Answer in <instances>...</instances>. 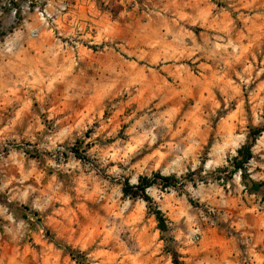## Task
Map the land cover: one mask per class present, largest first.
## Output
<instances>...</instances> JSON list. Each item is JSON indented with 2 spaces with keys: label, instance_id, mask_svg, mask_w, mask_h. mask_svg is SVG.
<instances>
[{
  "label": "rangeland",
  "instance_id": "1",
  "mask_svg": "<svg viewBox=\"0 0 264 264\" xmlns=\"http://www.w3.org/2000/svg\"><path fill=\"white\" fill-rule=\"evenodd\" d=\"M174 253L264 264V0H0V264Z\"/></svg>",
  "mask_w": 264,
  "mask_h": 264
},
{
  "label": "trees",
  "instance_id": "2",
  "mask_svg": "<svg viewBox=\"0 0 264 264\" xmlns=\"http://www.w3.org/2000/svg\"><path fill=\"white\" fill-rule=\"evenodd\" d=\"M245 150L247 151V156L244 157L243 161H241L240 163H237V168H243L245 162H247V161L249 160V158H250V156H251V154H252L249 145H248V146H245V147H243V148H241V149L239 150V152H240V153H243ZM161 177H162V179L165 180L166 182H170V180L173 179V178L170 177V176H161ZM155 180H156V179H150V178H148V177H145V178L143 179V181H145V184L138 185L139 190L142 191V192L145 191L146 188H147L148 186H150L153 182H155ZM260 186H261V185H260L259 183H257V182H254V183H253V187H254L255 190H258V189L260 188ZM131 190H133V185H131V184H129V183H126V185H125V187H124V191L128 193V192H130ZM155 214H156L157 220H158V222H159L160 229H161V230H165V229H166V222H165V217H164L163 213L161 212V210H156ZM174 254H175V255H174V263H175V264H180V263H179V259H178L177 255H176V253H174Z\"/></svg>",
  "mask_w": 264,
  "mask_h": 264
},
{
  "label": "built area",
  "instance_id": "3",
  "mask_svg": "<svg viewBox=\"0 0 264 264\" xmlns=\"http://www.w3.org/2000/svg\"><path fill=\"white\" fill-rule=\"evenodd\" d=\"M65 9H66V5H60V7L57 10V12H61V11L65 10ZM44 14H46V16H47L46 19L50 18V19H52V21L56 20L55 17H54L56 13H51L47 9H45L44 10Z\"/></svg>",
  "mask_w": 264,
  "mask_h": 264
},
{
  "label": "crops",
  "instance_id": "4",
  "mask_svg": "<svg viewBox=\"0 0 264 264\" xmlns=\"http://www.w3.org/2000/svg\"><path fill=\"white\" fill-rule=\"evenodd\" d=\"M67 14H69V13H67ZM67 14H66V15H67ZM70 15H71V13H70ZM67 20H68V21H67L68 23H73V21L75 20V16L72 14V15H71V18H70V19H67Z\"/></svg>",
  "mask_w": 264,
  "mask_h": 264
}]
</instances>
